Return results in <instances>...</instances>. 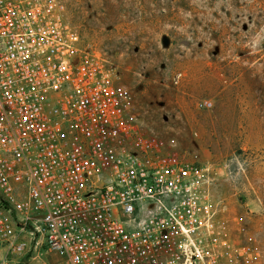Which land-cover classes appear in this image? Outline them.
Listing matches in <instances>:
<instances>
[{"label": "built area", "instance_id": "built-area-1", "mask_svg": "<svg viewBox=\"0 0 264 264\" xmlns=\"http://www.w3.org/2000/svg\"><path fill=\"white\" fill-rule=\"evenodd\" d=\"M131 100L63 1L0 0V264H220L210 168L162 154Z\"/></svg>", "mask_w": 264, "mask_h": 264}, {"label": "rangeland", "instance_id": "rangeland-1", "mask_svg": "<svg viewBox=\"0 0 264 264\" xmlns=\"http://www.w3.org/2000/svg\"><path fill=\"white\" fill-rule=\"evenodd\" d=\"M61 1L161 153L210 168L220 264H264V0Z\"/></svg>", "mask_w": 264, "mask_h": 264}, {"label": "water", "instance_id": "water-1", "mask_svg": "<svg viewBox=\"0 0 264 264\" xmlns=\"http://www.w3.org/2000/svg\"><path fill=\"white\" fill-rule=\"evenodd\" d=\"M156 207H157V204L154 202L147 204L146 206L142 207L140 211V216L142 217L146 216L148 213L154 211Z\"/></svg>", "mask_w": 264, "mask_h": 264}]
</instances>
